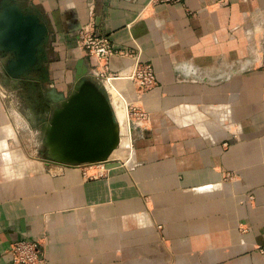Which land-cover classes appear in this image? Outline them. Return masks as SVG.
Masks as SVG:
<instances>
[{"label": "crops", "instance_id": "crops-1", "mask_svg": "<svg viewBox=\"0 0 264 264\" xmlns=\"http://www.w3.org/2000/svg\"><path fill=\"white\" fill-rule=\"evenodd\" d=\"M16 1L49 29L58 91L80 63L96 75L84 28L109 38L111 72L138 60L158 83L138 97L113 81L116 115L128 102L149 120L95 180L32 156L0 100V264L19 240L45 264H264V0Z\"/></svg>", "mask_w": 264, "mask_h": 264}, {"label": "water", "instance_id": "water-1", "mask_svg": "<svg viewBox=\"0 0 264 264\" xmlns=\"http://www.w3.org/2000/svg\"><path fill=\"white\" fill-rule=\"evenodd\" d=\"M48 33L38 14L24 11L16 0H0V56L9 59L7 70L12 77L24 75L36 65L38 48ZM87 75L80 63L74 93L46 128V141L57 163H105L119 144L112 105Z\"/></svg>", "mask_w": 264, "mask_h": 264}, {"label": "rangeland", "instance_id": "rangeland-1", "mask_svg": "<svg viewBox=\"0 0 264 264\" xmlns=\"http://www.w3.org/2000/svg\"><path fill=\"white\" fill-rule=\"evenodd\" d=\"M49 45L51 44L47 36L45 41H43L38 48V61L36 65L30 71L18 77H12L8 72L7 66L9 65V59L0 56V100L3 104L5 103L4 105L8 110L7 113L11 122L10 124L13 126L14 131L18 134V139L21 140L24 146L26 145V147L30 149L32 156L43 158L51 167L58 165L63 167L78 166L69 163H57L52 158L50 147L46 141L45 132L47 126L51 123L55 112L58 109H62L63 103L70 98L72 93H74L77 85V68L72 78V82L67 84L68 87L65 92L58 91L52 80H50V62L55 59V55L54 52L50 51L51 47ZM87 76L89 80L96 83L111 103L110 94L105 88V80L96 75L91 76L88 74ZM52 91L62 95L63 99H51L49 94ZM124 105V109L126 111H124V113L127 115L126 117L128 118L129 123L128 129L132 143L131 146H133L134 132L142 129V127L139 126L138 128H135L132 123V120L135 119L133 112L128 106V102L124 103ZM112 108L115 121L118 122L113 105ZM147 123L145 125H147ZM117 151V148H115L105 163H84L79 165L93 166L97 170L96 173L89 175V179L91 180L104 177L107 172L103 171L107 169L104 167V164L120 163L122 160L126 159L125 156H121L122 153Z\"/></svg>", "mask_w": 264, "mask_h": 264}, {"label": "built area", "instance_id": "built-area-1", "mask_svg": "<svg viewBox=\"0 0 264 264\" xmlns=\"http://www.w3.org/2000/svg\"><path fill=\"white\" fill-rule=\"evenodd\" d=\"M154 5L180 4L182 0H152ZM79 45L86 50L96 63V76L105 80V88L111 96H120L113 86V81L119 78H127L135 85L138 97H143L157 86V78L153 67L136 60L135 64L125 72H111L110 59L117 53L109 38L99 37L86 28L82 29L79 36ZM119 53V52H118ZM120 54H124L121 52ZM119 100V98H118ZM135 117L132 120L135 128L146 127L149 115L139 106L128 105ZM104 171V170H103ZM103 173V172H102ZM10 254L15 264H45L46 258L40 241L19 240L13 242Z\"/></svg>", "mask_w": 264, "mask_h": 264}, {"label": "bare ground", "instance_id": "bare-ground-1", "mask_svg": "<svg viewBox=\"0 0 264 264\" xmlns=\"http://www.w3.org/2000/svg\"><path fill=\"white\" fill-rule=\"evenodd\" d=\"M49 97L51 99L55 98L56 100H62L63 99L62 95H59V94H57V93H55L53 91L49 94ZM115 101L117 102V100H115ZM124 111L125 110L123 109L122 111H120L117 114V118H118V122H119V123L117 122V125H118V128H119L118 129V131H119L118 132L119 133V144L117 146V150H118L117 152H119V153H125L127 151V149L131 146L130 132H129V129H128L129 123H128V118L126 117L127 115L124 113ZM105 166H106V164H104V167Z\"/></svg>", "mask_w": 264, "mask_h": 264}]
</instances>
